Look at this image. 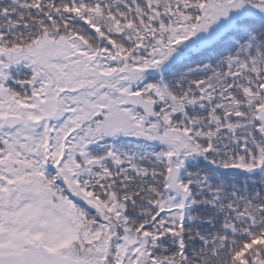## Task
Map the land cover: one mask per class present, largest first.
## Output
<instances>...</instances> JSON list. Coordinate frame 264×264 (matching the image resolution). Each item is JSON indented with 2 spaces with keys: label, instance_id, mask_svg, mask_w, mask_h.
Here are the masks:
<instances>
[{
  "label": "snow or ice",
  "instance_id": "obj_1",
  "mask_svg": "<svg viewBox=\"0 0 264 264\" xmlns=\"http://www.w3.org/2000/svg\"><path fill=\"white\" fill-rule=\"evenodd\" d=\"M0 264H264V0H0Z\"/></svg>",
  "mask_w": 264,
  "mask_h": 264
}]
</instances>
